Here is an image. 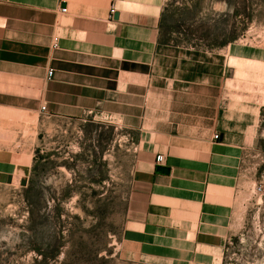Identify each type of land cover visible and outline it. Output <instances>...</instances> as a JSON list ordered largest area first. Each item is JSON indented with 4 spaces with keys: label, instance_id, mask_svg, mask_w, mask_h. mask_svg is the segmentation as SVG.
Listing matches in <instances>:
<instances>
[{
    "label": "crops",
    "instance_id": "1",
    "mask_svg": "<svg viewBox=\"0 0 264 264\" xmlns=\"http://www.w3.org/2000/svg\"><path fill=\"white\" fill-rule=\"evenodd\" d=\"M167 1L0 0V188L27 190L49 120L54 133L78 124L98 146L103 126L137 132L145 197L121 243L147 256L167 248L155 233H188L193 250L197 234L215 239L252 126L243 143L228 140L221 119L235 112L221 108L217 52L164 39ZM158 154L169 173L156 171Z\"/></svg>",
    "mask_w": 264,
    "mask_h": 264
},
{
    "label": "rangeland",
    "instance_id": "2",
    "mask_svg": "<svg viewBox=\"0 0 264 264\" xmlns=\"http://www.w3.org/2000/svg\"><path fill=\"white\" fill-rule=\"evenodd\" d=\"M165 9V40L217 52L221 108L235 112L234 121L221 119L228 140L243 143L240 130L252 125L220 232L197 234L194 250L185 248L188 233H155L167 248L152 256L123 245L145 197L137 180L149 158L136 149L137 132L103 126L98 146L78 124L54 133L49 120L30 204L22 188H0V264H264V0H168Z\"/></svg>",
    "mask_w": 264,
    "mask_h": 264
},
{
    "label": "trees",
    "instance_id": "3",
    "mask_svg": "<svg viewBox=\"0 0 264 264\" xmlns=\"http://www.w3.org/2000/svg\"><path fill=\"white\" fill-rule=\"evenodd\" d=\"M165 13L163 14V18H162V31L163 33L165 32V25H164V21H165ZM236 38H232V39H225V40H222L221 41V44L224 46V45H227L228 43H231L232 41H234ZM38 150L36 151V155L34 157V165H33V168H32V175H31V178H30V181H29V184H28V187H27V190H26V193H27V197H26V200L28 201V203L30 204V198L28 197V195L30 194V192L35 188V178L34 176L36 174H38V165H39V159L41 158L39 155H38Z\"/></svg>",
    "mask_w": 264,
    "mask_h": 264
},
{
    "label": "built area",
    "instance_id": "4",
    "mask_svg": "<svg viewBox=\"0 0 264 264\" xmlns=\"http://www.w3.org/2000/svg\"><path fill=\"white\" fill-rule=\"evenodd\" d=\"M66 10H67V8L64 7L63 11H66ZM114 11H115V8H111V15L114 13ZM52 74H53V70H49V76H51ZM45 109H46V106H43L42 110L44 111ZM214 138L218 139L219 134H215ZM164 161H165V156L163 154H158L156 156L155 162L157 165H162L164 163Z\"/></svg>",
    "mask_w": 264,
    "mask_h": 264
},
{
    "label": "water",
    "instance_id": "5",
    "mask_svg": "<svg viewBox=\"0 0 264 264\" xmlns=\"http://www.w3.org/2000/svg\"><path fill=\"white\" fill-rule=\"evenodd\" d=\"M156 171L158 173H169L170 172V168L166 167V166L159 165V166H157Z\"/></svg>",
    "mask_w": 264,
    "mask_h": 264
}]
</instances>
